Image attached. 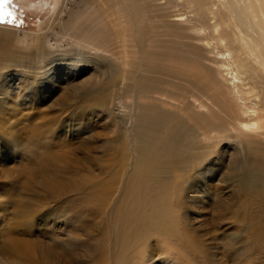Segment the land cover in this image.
Returning a JSON list of instances; mask_svg holds the SVG:
<instances>
[{"label":"rangeland","instance_id":"rangeland-1","mask_svg":"<svg viewBox=\"0 0 264 264\" xmlns=\"http://www.w3.org/2000/svg\"><path fill=\"white\" fill-rule=\"evenodd\" d=\"M188 8L185 0L0 6V26L15 39L0 49L12 63L0 75V264L63 256L73 264H264V185L245 189L234 162L240 147L264 158V79L248 66L235 88L199 22L186 20L199 11ZM7 38L0 32V46ZM72 53L86 61H52ZM243 103L258 112L261 132L240 146L210 131L209 122L231 133ZM145 121H157L156 133ZM176 137L177 153L166 152ZM195 156L207 159L193 170ZM136 169L150 175L141 198ZM152 196L166 202L162 220L178 223L186 246L162 242L159 225L170 222L154 217L155 228L150 206L148 215L138 208Z\"/></svg>","mask_w":264,"mask_h":264},{"label":"bare ground","instance_id":"bare-ground-1","mask_svg":"<svg viewBox=\"0 0 264 264\" xmlns=\"http://www.w3.org/2000/svg\"><path fill=\"white\" fill-rule=\"evenodd\" d=\"M58 1V0H56ZM114 2V0H108V2ZM187 5H189L188 9H192L195 13L196 10L199 12L193 15L191 20L187 18V21L191 22H199L196 27V32L198 34L203 35V41L205 45L211 48L213 51L217 52L222 58V62L220 65V69H222L226 74L225 76L228 77L229 82L235 87L237 84L241 82V75L244 73L242 70L245 67L251 66V69L254 72H260L262 79H264V0H185ZM114 4V3H112ZM111 7H108V10ZM185 13L181 17L183 18L185 15L191 14ZM202 15H207L211 17L209 23H204L203 21H198V17ZM201 19V18H199ZM4 28V29H3ZM0 32H6L8 38L4 41H8L9 43L4 42L5 44L0 46L2 51H6L7 47L10 45L12 41H15L13 34L10 28H5L0 26ZM25 43V42H24ZM38 41H35L32 48L37 47ZM7 46V47H6ZM31 48V47H28ZM37 53L35 56L37 57L38 61L42 65L45 63V52L43 45H40L39 48L36 50ZM61 58H69L68 62L74 61V63H82V61H86V58L82 56L80 53H72L71 56H66L62 54L60 56L53 57L52 61L54 63L59 61ZM14 59L16 61L20 60V56L14 55ZM11 62H13V58H10ZM12 63L8 62L6 58L0 56V75L6 68L10 67ZM9 77L8 80H10ZM249 97L254 96L253 93L247 94ZM239 100L241 97L238 98ZM246 104L243 103L239 106L238 115L232 120L233 127L232 132L227 133L224 129H222L223 125L220 126H212L211 122L208 125L212 128L210 131L215 132V134L222 140H234L237 141V144L240 146L245 145L246 138L248 137L249 132H261L262 131V120L260 119L258 112L255 109H250L245 106ZM161 117V115H160ZM155 122L157 121H145L142 124V128L147 132L156 133V126ZM205 136V133L203 134ZM216 137V138H218ZM218 138L219 142H222ZM224 138V139H223ZM212 140V139H210ZM177 141V137L173 139V143L171 146L166 145V152L172 153L176 152V148H174V143ZM253 142V141H252ZM236 143V142H235ZM245 149V148H244ZM242 147L238 148L239 152L234 154V162L236 166V170L239 172L243 171V183L242 186L245 189H249L251 187H262L263 180H264V158L258 159L253 158L251 156L245 155V151ZM177 153V152H176ZM256 153V152H255ZM174 154V153H172ZM257 154V153H256ZM205 156L200 157H193L190 168L193 170L200 169L203 163L206 161ZM242 161L241 163H238ZM142 169V168H141ZM148 169V167H147ZM189 169V167H188ZM198 171V170H197ZM143 170H135L134 177L136 178L134 183V191H136V195L138 198L143 197V191L148 190L149 184H146V179H150V175L147 174L145 178L143 177ZM148 187V188H147ZM174 193H171L169 196V200L171 198H175ZM165 201L160 197L152 196L151 199L144 200L145 206L138 208L144 213L147 214V207L150 206L151 211L149 215L152 217L153 227L158 228L153 220L154 217L160 218V222L162 223L163 220H168L170 222L169 225H164V222L159 225L160 227V234L164 237L162 242H167L170 244L172 243L173 249H179L182 245L186 246V242L188 240V236L186 233L182 234L178 233L180 231L178 228V223L174 221H170L167 217L163 218V215L167 211ZM174 209H172L173 211ZM146 213V214H145ZM148 215V214H147ZM144 217V216H143ZM138 219V218H137ZM172 220V218H171ZM126 220L120 221L122 225L125 224ZM128 221V220H127ZM166 221V223L168 222ZM159 224V223H158ZM142 230V229H139ZM149 230V229H148ZM151 232V231H150ZM138 233L141 234L140 231ZM181 235V236H180ZM255 241L259 242L262 245L261 240L257 235L254 237ZM135 241H137L135 239ZM180 252V251H179ZM46 255V254H45ZM51 256V255H50ZM55 256V255H54ZM52 256V257H54ZM57 256V255H56ZM44 259V258H43ZM42 260L41 264H43ZM45 263V262H44ZM51 264H73L70 258L63 256V259L59 260H52Z\"/></svg>","mask_w":264,"mask_h":264},{"label":"snow or ice","instance_id":"snow-or-ice-1","mask_svg":"<svg viewBox=\"0 0 264 264\" xmlns=\"http://www.w3.org/2000/svg\"><path fill=\"white\" fill-rule=\"evenodd\" d=\"M10 2V0H0V6L6 5Z\"/></svg>","mask_w":264,"mask_h":264}]
</instances>
